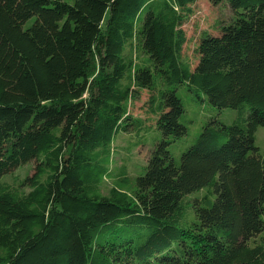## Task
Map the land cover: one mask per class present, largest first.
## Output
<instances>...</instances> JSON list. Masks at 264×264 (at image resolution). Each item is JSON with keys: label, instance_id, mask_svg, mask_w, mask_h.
<instances>
[{"label": "trees", "instance_id": "obj_1", "mask_svg": "<svg viewBox=\"0 0 264 264\" xmlns=\"http://www.w3.org/2000/svg\"><path fill=\"white\" fill-rule=\"evenodd\" d=\"M197 1L0 0V264H264V0H208L232 16L193 66ZM121 133L155 134L140 175L110 168Z\"/></svg>", "mask_w": 264, "mask_h": 264}, {"label": "rangeland", "instance_id": "obj_2", "mask_svg": "<svg viewBox=\"0 0 264 264\" xmlns=\"http://www.w3.org/2000/svg\"><path fill=\"white\" fill-rule=\"evenodd\" d=\"M192 10L194 12L193 16L184 25L188 38V42L184 48V56L192 62L193 66H195L199 59L196 48L202 34L204 32L217 34L218 22L220 20H228L232 16V11L226 4L213 6L208 0H198L192 5ZM146 97L147 96L144 94L141 99L134 100L130 103V110L137 118H145L143 104L146 101ZM208 113H211V109L208 107L203 105H197L194 107L191 114L196 119L195 121L197 122V125L192 129L189 135L173 141L170 150L174 157L180 159L182 153L191 145L199 131L198 127L205 122ZM236 116V110L231 108L223 109L220 113L221 119L226 123H231ZM154 136L155 134L150 135L146 138L145 144L132 150L134 139L125 133L119 134L113 147V163L110 166L112 172L116 174L122 166H126L127 171L131 176L142 174L143 169L149 162L154 147ZM256 137V144L264 153V127L258 129ZM35 164V161H31L14 171L11 175L6 176L3 180L11 183L16 179L19 184L28 176L34 174ZM111 186L112 183L110 181H105L103 184V192L107 194L111 189ZM205 192L206 190L192 194L187 197V199L192 200L197 197L201 198ZM262 237H264V234H262Z\"/></svg>", "mask_w": 264, "mask_h": 264}]
</instances>
